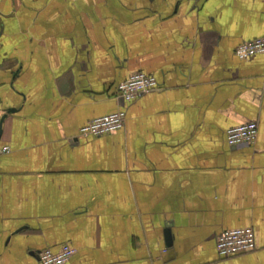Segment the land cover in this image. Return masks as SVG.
<instances>
[{
	"label": "crops",
	"instance_id": "1",
	"mask_svg": "<svg viewBox=\"0 0 264 264\" xmlns=\"http://www.w3.org/2000/svg\"><path fill=\"white\" fill-rule=\"evenodd\" d=\"M262 37L264 0H0V264H264V54L235 55ZM135 72L159 89L126 103ZM245 227L256 249L220 257Z\"/></svg>",
	"mask_w": 264,
	"mask_h": 264
},
{
	"label": "built area",
	"instance_id": "2",
	"mask_svg": "<svg viewBox=\"0 0 264 264\" xmlns=\"http://www.w3.org/2000/svg\"><path fill=\"white\" fill-rule=\"evenodd\" d=\"M257 54H264V37L241 43L235 50V55L240 60H248ZM157 79L144 72H135L128 79L118 85V96L126 103H132L141 96L157 91ZM126 112L118 110L115 113L90 120L80 129L83 137H97L106 135L124 128ZM259 124L250 122L227 131V142L231 146L242 143H254L258 137ZM10 148H0V155L9 153ZM256 235L252 227L234 228L224 230L218 237L216 249L220 257L230 258L235 255L247 253L256 249ZM77 249L70 244H64L57 250L47 248L39 254L41 264H67L76 254Z\"/></svg>",
	"mask_w": 264,
	"mask_h": 264
},
{
	"label": "water",
	"instance_id": "3",
	"mask_svg": "<svg viewBox=\"0 0 264 264\" xmlns=\"http://www.w3.org/2000/svg\"><path fill=\"white\" fill-rule=\"evenodd\" d=\"M5 118H6V115H4V116L2 117L1 122H0V140H1V136H2V126H3V122H4ZM166 233H167V234H166L167 238L170 239V234H169V232H166ZM168 241H169V240H168Z\"/></svg>",
	"mask_w": 264,
	"mask_h": 264
}]
</instances>
